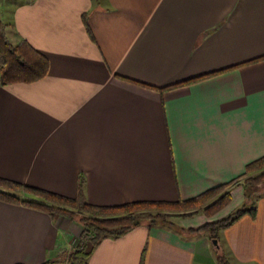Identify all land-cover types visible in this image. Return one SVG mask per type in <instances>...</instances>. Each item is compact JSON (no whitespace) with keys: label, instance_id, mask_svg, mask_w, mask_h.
I'll list each match as a JSON object with an SVG mask.
<instances>
[{"label":"crops","instance_id":"1","mask_svg":"<svg viewBox=\"0 0 264 264\" xmlns=\"http://www.w3.org/2000/svg\"><path fill=\"white\" fill-rule=\"evenodd\" d=\"M1 10L11 43L28 41L50 68L0 86V177L72 198L83 179L94 205L178 201L264 156V0H7ZM255 206L218 233L231 264H264V192ZM204 223H142L100 239L88 263L222 264L210 231L189 230ZM82 232L0 200V264H69L62 253Z\"/></svg>","mask_w":264,"mask_h":264},{"label":"trees","instance_id":"2","mask_svg":"<svg viewBox=\"0 0 264 264\" xmlns=\"http://www.w3.org/2000/svg\"><path fill=\"white\" fill-rule=\"evenodd\" d=\"M84 22L89 34L93 37L88 25L87 15H84ZM6 28V24L0 18V86L15 82L30 83L44 78L50 68L49 59L26 40L21 41L17 45L12 44L7 36ZM214 74L216 73L199 75L176 85L191 84ZM146 86L156 88L151 85ZM263 168L264 156L249 163L244 173L236 179L209 189L190 199H180L178 201H134L111 206L89 203L84 195L83 179L79 181L77 196L72 198L19 181L0 177V200L43 210L54 217H72L78 212L81 213L83 215L81 219L84 225L83 232L78 239V243L69 252L65 251L62 253V257L66 254V258L63 260H67L69 264H89L88 259L92 249L100 239L108 236L114 238L120 237L130 228L146 223L143 221L145 219H150L147 222L149 225H155L159 222L174 225L166 221L169 214L173 212L183 213L200 206L203 207L208 200H213L218 193L228 189L225 194L221 195L211 205L203 209L207 215L221 211L232 200V194L229 188L241 182L244 177L246 178L244 183L246 188L251 185H256L260 180L264 179V172L257 177L252 176L251 173L256 169L260 170ZM19 193L24 194V196L18 195ZM246 214L255 217L257 207L253 205L239 208L230 217L205 223L197 228H189V230H208L211 233L212 239H218V233L221 229L232 225ZM216 250L222 264H231L221 245ZM56 261L58 260L51 259L43 264H52Z\"/></svg>","mask_w":264,"mask_h":264},{"label":"rangeland","instance_id":"3","mask_svg":"<svg viewBox=\"0 0 264 264\" xmlns=\"http://www.w3.org/2000/svg\"><path fill=\"white\" fill-rule=\"evenodd\" d=\"M7 2V0H0V11L1 8H3V6L5 5V3ZM264 172V168L263 169H256L254 170L251 175L254 177H257L259 175H261V173ZM246 178L244 177L242 179V183L241 186L242 188H240L238 190V194H240L239 196L237 195L238 199L235 202H232V200L230 203L226 204V206L219 212H214L212 215H207L206 213H204L203 209L204 207L211 205L213 201H215L216 199H218L219 197H221V195L225 194V192L228 190H223L222 192L218 193L215 198L213 200H208L203 207H198L195 209H191L189 211H185L183 213L181 212H177V213H172L169 214L168 219L166 220L167 223H173L175 226H179V224H201L203 221H205V223H210V222H215L227 217L232 216L236 210H238L239 208H243V207H250L255 205L256 200L258 199L259 195L264 192V179L260 180V182H258L256 185H251L248 188H246L244 186ZM243 193V196L242 194ZM18 195L20 196H24V194L19 193ZM198 214H202L198 215ZM207 218H206V217ZM68 219H70L71 221H73L76 224H80L82 226V228H84V225L81 221V219L83 218V215L81 213H76L74 214L72 217L69 216H65ZM146 223L150 221V219H145L143 220ZM161 221V220H158ZM204 223V224H205ZM203 225V224H202ZM201 226V225H200ZM199 227V226H198ZM78 243V240H76L75 242L72 243V245H70L67 249L66 252H69L75 244ZM66 254L63 255V257L65 258ZM62 259V256H61Z\"/></svg>","mask_w":264,"mask_h":264},{"label":"water","instance_id":"4","mask_svg":"<svg viewBox=\"0 0 264 264\" xmlns=\"http://www.w3.org/2000/svg\"><path fill=\"white\" fill-rule=\"evenodd\" d=\"M212 243H213V245L217 248V249H219L220 248V243H219V239H213L212 240Z\"/></svg>","mask_w":264,"mask_h":264},{"label":"built area","instance_id":"5","mask_svg":"<svg viewBox=\"0 0 264 264\" xmlns=\"http://www.w3.org/2000/svg\"><path fill=\"white\" fill-rule=\"evenodd\" d=\"M76 245V244H75Z\"/></svg>","mask_w":264,"mask_h":264}]
</instances>
